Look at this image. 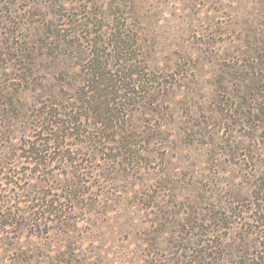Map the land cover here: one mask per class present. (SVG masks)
Returning a JSON list of instances; mask_svg holds the SVG:
<instances>
[{
  "label": "rangeland",
  "instance_id": "1",
  "mask_svg": "<svg viewBox=\"0 0 264 264\" xmlns=\"http://www.w3.org/2000/svg\"><path fill=\"white\" fill-rule=\"evenodd\" d=\"M0 264H264V0H0Z\"/></svg>",
  "mask_w": 264,
  "mask_h": 264
}]
</instances>
